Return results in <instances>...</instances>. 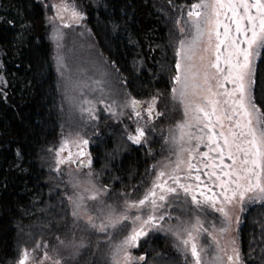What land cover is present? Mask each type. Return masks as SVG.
Instances as JSON below:
<instances>
[{
  "label": "trees",
  "instance_id": "trees-1",
  "mask_svg": "<svg viewBox=\"0 0 264 264\" xmlns=\"http://www.w3.org/2000/svg\"><path fill=\"white\" fill-rule=\"evenodd\" d=\"M196 1L0 0V264H17L22 250L45 243L49 254L53 247L61 248L56 251L61 264H95L98 256L111 264L112 245L129 234L131 225L108 233L85 231L87 217L82 215L79 228L75 227L66 199L72 195L68 173L86 178L90 172L98 187L109 189L105 203L110 195L122 198L113 204L117 208L124 201L121 193L138 199L150 187L151 166L170 155L165 138L175 123L170 100L180 39L176 21ZM55 3L67 4L70 14L75 5L85 18L79 23L70 19L72 27L58 20L50 23L49 17L56 15L51 7ZM57 32L63 36L59 41ZM73 52L80 58L85 53L84 62L96 67L89 88L100 81L108 84V93L77 98L73 84L78 62L72 59ZM58 56L65 67L61 68ZM255 81L254 95L264 112V53L255 60ZM157 94L156 110L163 115L149 125L152 131L141 145L127 139L137 127L129 118L130 108L113 116L96 103L101 97L105 103L115 101L119 113L118 106L126 99L150 101ZM82 99L96 103L97 119L81 114ZM77 136L89 140L90 167L77 169L69 163L60 165L57 173L56 150L64 139ZM183 208L173 205L170 223H177L175 217L191 220L198 215ZM238 217L236 238L243 264H264V202L247 203L239 208ZM207 220L221 226L219 213L207 214ZM60 241L84 247L64 248ZM199 243L213 257L210 238L201 235ZM129 251L135 257L145 256L140 264H192L166 233H150Z\"/></svg>",
  "mask_w": 264,
  "mask_h": 264
},
{
  "label": "snow or ice",
  "instance_id": "snow-or-ice-1",
  "mask_svg": "<svg viewBox=\"0 0 264 264\" xmlns=\"http://www.w3.org/2000/svg\"><path fill=\"white\" fill-rule=\"evenodd\" d=\"M51 7L57 11L49 22L63 21L62 13L69 11L68 5ZM84 18L72 5L71 21L79 23ZM182 20L183 27H179L180 19L176 21L180 39L176 45L171 99L182 106L185 119L169 130L165 144L170 155L151 166L154 178L150 187L138 199H130L132 193H121L124 201L117 208L105 203L109 189L98 187L90 172L83 180L74 171L68 173L72 195L66 199L72 206L75 227L79 228L82 215L87 217L85 231L108 233L110 229L131 225L129 234L112 245L111 264L145 261L144 255L135 257L129 250L138 248L150 233L171 235L177 251L192 264H243L235 240L221 245L217 233L230 232L233 221L239 224V217L231 216L230 209L264 202V112L254 95L255 60L264 53V0H197L187 8ZM64 27H72V23L65 22ZM55 38L59 41L62 35L57 32ZM57 46L60 47L59 43ZM57 59L61 68L65 67L63 57ZM94 83L102 91L101 82ZM88 87L81 84L78 89ZM158 96L150 101L130 97L118 106L119 113L115 101L105 103L101 97L96 103L104 105L113 116L130 108L129 118L135 120L137 127L127 139L141 145L147 143V133L152 131L149 125L163 115L156 110ZM78 103L82 115L89 120L98 118L96 103L89 99ZM70 145L75 146V153ZM88 145L89 140L79 136L64 139L55 152V171L59 173L60 165L69 163L77 169L90 167ZM201 145L207 150L200 151ZM66 150L67 155L60 158ZM90 202H95L94 216L88 214ZM174 204L184 205L181 211L190 209L198 215L191 220L175 217L177 223L172 224L174 217L169 210ZM212 212L222 218L219 228L214 221L207 220V214ZM201 235L210 238V247L215 246L216 255L211 259L199 243ZM60 244L64 248L84 247L74 242ZM46 249L45 243L37 244L31 251L22 250L17 264H34L36 250L42 251L39 264L53 261ZM53 264L61 261L57 259Z\"/></svg>",
  "mask_w": 264,
  "mask_h": 264
},
{
  "label": "rangeland",
  "instance_id": "rangeland-1",
  "mask_svg": "<svg viewBox=\"0 0 264 264\" xmlns=\"http://www.w3.org/2000/svg\"><path fill=\"white\" fill-rule=\"evenodd\" d=\"M55 5H60V4H56L55 3ZM56 11H57V9H56ZM62 14L64 16V20L63 21L58 20L59 24H61V25L63 23H65V22H68L71 19V14L69 12H64ZM54 25H56V24L54 23ZM180 27H183V20L182 19H181ZM221 31H222V29H221ZM62 38H63V36H62ZM80 55H81V58L83 59V62H81L82 59L80 57L75 56L74 52L72 54V59L75 62H78V63H76V66H77L76 75H77L78 79L73 84V88L76 90V93H77V95H76L77 98H82V97L86 98V96H88V94H91V95L92 94H96L97 95V94H103V93H106V92L108 93V84H106V85L100 84L99 87H100V89H102V91L101 90H97V85L96 84L94 86H92V89H90L89 87L85 88L86 90L85 89H83V90H79L78 89V86L81 85V84H87L89 86V84H88L89 78H92V76L93 77L96 76V67L93 66V65L91 66L89 64H86L84 62L85 59H86V58H84L85 55H86L85 53L82 52V54H80ZM67 56H68V53L64 54L65 58ZM70 68H72V70H74L75 66H73V67L70 66ZM103 82L104 83H108V80L104 79ZM227 87L231 88L232 86L231 85H227ZM88 89H89V92H88ZM89 97H92V96H88L87 98H89ZM197 102H199V101H197ZM170 103L172 104V107L174 108V116H175V118H174L173 114H172V122H175V123H173V126H172V129H173L174 126L178 122L183 121L185 119V117H183V118L180 117V115H181L180 113L183 112V108H182V106L180 104L172 101V99L170 100ZM213 119H215V118H213ZM227 125H228V122L225 121V128H224L225 131L227 130ZM219 130L220 129L217 128V131H219ZM72 146H74V145H72ZM206 150L207 149H206V147L204 145L200 146V151H206ZM65 155H67V151L61 153L60 157L64 158ZM226 162H228V161L226 160ZM78 178L83 180V179H85V175L78 174ZM94 183H96V182H94ZM139 197H141V195H139ZM109 202H110V205H113L115 202L121 203L122 202V198H119V195L118 196L117 195H110L107 198V203L106 204H108ZM94 204H95V202H92V205L89 203L88 207H92L93 208ZM238 210H239V208L230 209V215L233 216V217H238ZM89 215H93L94 216L95 212L94 211H89ZM217 238L220 240L221 245H225V246H227L229 241L234 239L235 243H236V246L238 247V242H237V238H236V223H235V221H233L232 228H231L230 232H228V233H226L224 235H220V234L217 233ZM60 249H57L56 247H53L52 253L49 254L53 258L54 261H55V259L60 257L59 255H57L59 252H56V251H59ZM28 250L31 251L33 249H28ZM40 251L41 250H39V251L36 250L35 253H34V255L36 257V260H35L34 264H39V258L42 256V251L41 252ZM215 255H216V252L214 253L213 256H215ZM208 258L211 259L212 257L208 256ZM95 262H96L95 264H108V261L105 263L103 261V258H101L100 256H98V258L96 259ZM46 264H53V261L46 262Z\"/></svg>",
  "mask_w": 264,
  "mask_h": 264
},
{
  "label": "flooded vegetation",
  "instance_id": "flooded-vegetation-1",
  "mask_svg": "<svg viewBox=\"0 0 264 264\" xmlns=\"http://www.w3.org/2000/svg\"><path fill=\"white\" fill-rule=\"evenodd\" d=\"M70 150L73 152V153H75L76 152V148L75 147H72V148H70ZM67 151V150H66ZM86 151L90 154V151H88V149L86 148ZM66 156V155H65ZM91 157V156H90ZM91 161H92V159H91Z\"/></svg>",
  "mask_w": 264,
  "mask_h": 264
}]
</instances>
